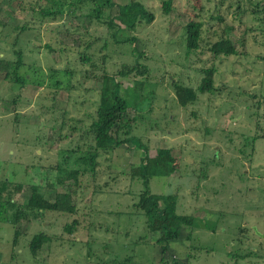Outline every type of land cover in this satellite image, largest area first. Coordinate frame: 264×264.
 Here are the masks:
<instances>
[{
    "label": "rangeland",
    "instance_id": "rangeland-1",
    "mask_svg": "<svg viewBox=\"0 0 264 264\" xmlns=\"http://www.w3.org/2000/svg\"><path fill=\"white\" fill-rule=\"evenodd\" d=\"M27 1L0 0V57L20 51L17 72L28 78L21 86L0 77V200L23 203L37 184L47 199L64 191L55 166H71L76 139L90 143L84 131L106 74L120 83L130 134L148 156L170 150L173 172L149 178L148 190L173 193L175 212L191 221L161 253L160 232L134 206L143 185L131 172L143 150L124 143L97 157L93 175L65 180L74 212L0 221V264H264V0H170L166 14L164 0H137L154 18L127 34L132 45L83 14L39 19ZM189 18L201 21L205 43L186 54ZM223 27L235 53L213 58L204 44ZM136 62L144 72L120 73ZM209 66L214 91L179 105L171 82L194 89ZM36 233L44 240L31 254Z\"/></svg>",
    "mask_w": 264,
    "mask_h": 264
},
{
    "label": "trees",
    "instance_id": "trees-1",
    "mask_svg": "<svg viewBox=\"0 0 264 264\" xmlns=\"http://www.w3.org/2000/svg\"><path fill=\"white\" fill-rule=\"evenodd\" d=\"M161 6L163 13H168L170 10V0L162 1ZM22 8L29 10V12L31 11V13L35 12L34 14L39 19L47 18L52 20L65 13L71 15L83 14L89 22L91 19H94L97 22L103 23L112 42L130 45H132L135 37L127 34L133 31L137 25L150 23L154 18L152 12L137 0H129L128 2L118 4L112 2V0H33L32 3L30 1L24 3ZM218 20H221V18L218 17ZM24 27V25H21L19 29L23 30ZM226 30L227 27H223L222 33L217 39L204 44L213 58L235 53L233 42L225 34ZM201 31V21L192 18H189L183 26L182 40L186 54L193 53L202 43H205L203 37H201ZM86 45L88 46V44ZM15 58L14 61H10L0 57V77L9 79L22 86L28 81V78L26 75L18 74L17 72V68L22 65L20 51H15ZM82 59L88 62L89 57L85 56ZM261 60L264 62V56L261 57ZM89 66L92 69L99 67L94 63H90ZM134 69L137 73L145 71V67L136 62L129 68L125 67L120 73L127 75ZM214 72L213 66L202 69L199 83L194 89L171 82L177 103L184 106L194 101L196 94L214 91ZM55 84H57V81ZM119 88L120 83L114 80L113 77L106 74L101 75L97 105L93 118L84 131V134L90 139V143H82L76 139V143L69 149L68 153V155L71 153L75 154L74 158L71 157L70 159L71 166L64 164L66 163L64 157V163L63 161L58 162L55 166V183L60 185L64 191L56 192L52 199H47L38 191V184L31 185L30 193L23 203L15 204L10 199L0 200V221H6L11 225H15L20 220L28 217L34 219L43 211L74 212V205L70 203V194L65 189L68 188L65 180H72L75 183L77 177L80 175L86 173L93 175L95 173L97 157L102 153L110 152L111 149L121 144L131 143L143 150L139 163L132 168L131 172V175L138 177L143 185V188L137 194L134 206L143 213L148 230L160 232L157 241L164 243L161 246V253L165 251L168 242L178 237L179 228L188 225L191 217L175 212L176 199L173 193L154 194L147 188L149 178L153 176H168L173 172L174 165L171 160L170 150L168 148H158L155 150L154 156H148L145 145L141 143L140 139L130 134L131 124L134 119L125 116L127 104ZM118 132H121L123 137L119 138ZM262 136H264V133ZM9 208L11 212L6 214ZM74 222L72 220L71 225H64V229L68 232L72 230V223ZM16 234L17 232L14 231L13 244ZM43 240L44 235L42 233L32 235L28 242L29 252L34 254ZM173 260L170 264H175L176 259L174 258Z\"/></svg>",
    "mask_w": 264,
    "mask_h": 264
},
{
    "label": "flooded vegetation",
    "instance_id": "flooded-vegetation-1",
    "mask_svg": "<svg viewBox=\"0 0 264 264\" xmlns=\"http://www.w3.org/2000/svg\"><path fill=\"white\" fill-rule=\"evenodd\" d=\"M260 237L263 238L264 237V234H262Z\"/></svg>",
    "mask_w": 264,
    "mask_h": 264
}]
</instances>
